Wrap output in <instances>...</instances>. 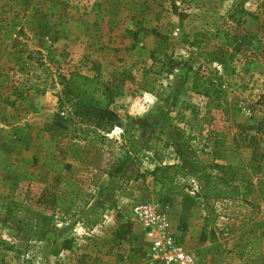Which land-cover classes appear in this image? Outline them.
<instances>
[{"label":"rangeland","instance_id":"rangeland-1","mask_svg":"<svg viewBox=\"0 0 264 264\" xmlns=\"http://www.w3.org/2000/svg\"><path fill=\"white\" fill-rule=\"evenodd\" d=\"M238 4L246 14L235 23L228 16ZM0 5V147L39 180L0 170V197L21 201L46 186L65 195L63 182L43 168L42 141L54 147L51 157L71 164L62 175L93 194L84 213L65 222L57 213L54 228L37 234L0 209V264H152L150 243L131 215L140 202L166 213L169 231L195 264H264V106L257 103L264 94V0ZM218 30L238 41L221 44ZM74 71L113 90L120 125L107 134L105 156L140 160L142 175L121 182L96 172L80 161L84 142L56 132L67 110L57 103L61 77ZM167 130L178 140V161L168 164L175 167L162 185L150 171L153 152L142 144H156L162 175ZM213 163L220 166L213 173L237 187L229 198H208L202 188ZM101 202L112 208L92 225L84 217ZM126 222L131 233L118 239ZM64 238L72 247L54 254Z\"/></svg>","mask_w":264,"mask_h":264},{"label":"trees","instance_id":"trees-1","mask_svg":"<svg viewBox=\"0 0 264 264\" xmlns=\"http://www.w3.org/2000/svg\"><path fill=\"white\" fill-rule=\"evenodd\" d=\"M16 1L21 5L28 3V0ZM4 13L5 10L0 5V29ZM245 14L246 10L242 5L238 4L230 12L228 18L232 22L240 23ZM215 39L227 46L238 41V37L235 34L226 30H218L215 34ZM0 76L4 75L0 74ZM61 87L57 103L59 108L66 105L67 110L62 118L56 120L55 129L57 133H71L73 138L84 142L80 161L91 166L96 172H103L109 178L118 176V180L121 182H129L131 179L142 175L135 168L140 160L133 159L128 161L124 158H118L112 153H108L105 156L103 144L107 134L114 127L120 125L119 116L111 107L114 102V93L111 87L95 76H88L76 71L69 73L68 76L61 77ZM257 103L264 106V94H261ZM56 115L58 117L59 113H56ZM180 138L182 139V136ZM54 145H58V140H55ZM167 146L168 144L164 143V147ZM40 147L47 151L44 156L45 163L43 168L49 170L57 182H63V187L67 188L65 195H60L46 186L35 197H28L27 195L21 201L0 197V209L4 213V218L18 223L29 233L33 234L43 233L54 228L57 213L61 214L60 220L62 222L84 213L93 199L91 192L62 175L64 170L69 171L71 169V164L51 157L54 147L50 142L42 141ZM142 148L146 151H152L154 158L161 162L162 159L157 152L156 144L151 145L148 140H145ZM88 153L90 157L86 156ZM38 160L39 156H35L34 163H37ZM174 167V165L168 164L161 166V175L157 174L158 167L156 166L151 171V174L154 175L155 181L163 185L165 179L163 174H166L167 171ZM209 168L210 170L203 175L202 179L204 182L202 188L206 189L208 198L216 200L218 198L231 197L237 191V187L233 186L223 176L213 173L214 169L220 168L218 164H210ZM0 170L22 175L31 182L39 181L34 170L24 169L17 159L1 147ZM174 174L175 172L171 173V175ZM112 205L105 206L104 202H101L99 205L93 206L91 214L84 218L87 222L94 225L101 221L104 212L111 209ZM121 227L123 230L116 234L118 239H123L127 234L131 233L130 223L126 222ZM57 247L53 251L54 254H58L60 249H70L72 247L71 240L64 238Z\"/></svg>","mask_w":264,"mask_h":264},{"label":"built area","instance_id":"built-area-1","mask_svg":"<svg viewBox=\"0 0 264 264\" xmlns=\"http://www.w3.org/2000/svg\"><path fill=\"white\" fill-rule=\"evenodd\" d=\"M131 215L140 223L150 243L152 264L196 263L195 255L187 251L169 231L167 215L162 209L140 202L132 206Z\"/></svg>","mask_w":264,"mask_h":264},{"label":"crops","instance_id":"crops-1","mask_svg":"<svg viewBox=\"0 0 264 264\" xmlns=\"http://www.w3.org/2000/svg\"><path fill=\"white\" fill-rule=\"evenodd\" d=\"M167 134H169L170 137V144L169 147L166 149L167 151V156H165V161H163V164H172L177 162L178 160L177 158V154H176V150H177V143L178 140L176 137L172 136V132L170 130H167ZM9 153H11V151H7ZM149 163L152 165V168L150 169V171H152L157 165H160L159 162L152 156V158H149ZM223 163V162H221Z\"/></svg>","mask_w":264,"mask_h":264}]
</instances>
